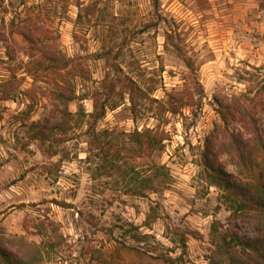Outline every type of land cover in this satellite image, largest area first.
Here are the masks:
<instances>
[{
  "label": "rangeland",
  "instance_id": "1",
  "mask_svg": "<svg viewBox=\"0 0 264 264\" xmlns=\"http://www.w3.org/2000/svg\"><path fill=\"white\" fill-rule=\"evenodd\" d=\"M28 29L72 60L78 96L69 132L45 145L32 126L60 122L62 106L53 76H32L42 55L30 56ZM263 83L264 0H0V227L43 242L40 264H98L94 250L109 264H208L215 222L244 239L257 232L209 181L205 140L222 103ZM146 129L168 134L150 157L131 136Z\"/></svg>",
  "mask_w": 264,
  "mask_h": 264
},
{
  "label": "trees",
  "instance_id": "2",
  "mask_svg": "<svg viewBox=\"0 0 264 264\" xmlns=\"http://www.w3.org/2000/svg\"><path fill=\"white\" fill-rule=\"evenodd\" d=\"M22 36L31 45L30 56L34 58L38 53L42 56L33 66L35 80L43 78V74L53 76L56 90L52 93L53 99L58 101L61 121L53 125H33V138L43 145L49 140L52 132L66 135L71 128L73 113L69 110V103L78 98L72 77H68L72 60L66 57L58 46L56 39L50 34L48 41H42L43 32L40 29L20 31ZM43 50L40 51V47ZM128 80L130 94L140 87L130 77ZM94 98V112L89 116L95 121L100 120L106 112L104 105L99 109V98ZM195 94L191 93L193 100ZM132 102H134L132 97ZM189 106V104H187ZM59 108V106H58ZM162 111L176 113L175 107L162 104ZM221 124L217 125L205 140L202 153L203 165L208 172L211 184L223 191L229 204L232 219H241L251 222L257 232L253 239L242 238L237 231H223L220 224L215 222L212 226L211 244L213 248L208 256V264H264V83L258 89L250 85L244 93L233 95L229 101L222 103L219 109ZM133 140L138 144L140 156L150 157L156 149H161L168 139L165 131L146 129L143 132L135 131ZM98 146L104 153L102 168L109 169L107 165L108 152L105 147ZM227 155L230 163L235 167L237 174L230 173L221 157ZM122 174L128 176V170L121 169ZM156 168L158 167L156 165ZM110 170V169H109ZM136 171L135 168H132ZM109 172V171H107ZM137 176L140 172H136ZM137 176L134 180L137 179ZM147 180V179H146ZM147 188V187H146ZM136 194L141 193L137 189ZM42 226L40 235L48 234V227L56 225L50 223L48 227ZM57 228L53 229L58 234ZM57 236V235H56ZM145 238V237H142ZM140 240H142L140 238ZM43 242L36 243L24 237H6L0 227V264H40L45 259ZM92 259L98 264H109L104 254L94 250ZM171 264L178 263L176 259L167 257Z\"/></svg>",
  "mask_w": 264,
  "mask_h": 264
},
{
  "label": "built area",
  "instance_id": "3",
  "mask_svg": "<svg viewBox=\"0 0 264 264\" xmlns=\"http://www.w3.org/2000/svg\"><path fill=\"white\" fill-rule=\"evenodd\" d=\"M73 264H77V263H73Z\"/></svg>",
  "mask_w": 264,
  "mask_h": 264
}]
</instances>
